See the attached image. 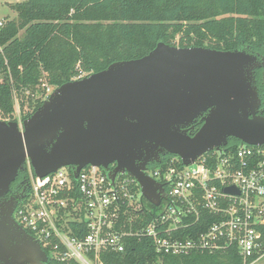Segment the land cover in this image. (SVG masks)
I'll return each instance as SVG.
<instances>
[{"label": "water", "instance_id": "water-1", "mask_svg": "<svg viewBox=\"0 0 264 264\" xmlns=\"http://www.w3.org/2000/svg\"><path fill=\"white\" fill-rule=\"evenodd\" d=\"M264 59L244 49L175 47L160 42L148 55L55 88L22 126L0 120V200L29 161L36 176L63 167L128 173L144 198L160 206L163 188L146 176L160 153L184 166L230 139L264 145V115L254 72ZM202 117L195 135L187 127ZM226 150V149H225ZM225 193L235 192L233 187ZM17 205L0 204V264H48L38 240L14 220Z\"/></svg>", "mask_w": 264, "mask_h": 264}, {"label": "built area", "instance_id": "built-area-1", "mask_svg": "<svg viewBox=\"0 0 264 264\" xmlns=\"http://www.w3.org/2000/svg\"><path fill=\"white\" fill-rule=\"evenodd\" d=\"M6 18L0 17V27ZM42 88L51 91L45 82ZM225 149L188 166L172 157L146 169L164 191L160 216L146 210L142 188L128 173H118L113 182L109 169L88 165L77 176L74 168L63 167L38 177L28 161L30 193L13 218L49 258L65 264H105V254H122L129 240L143 238L152 240L160 255H213L236 248L247 264L264 258V145ZM230 187L235 192L225 193ZM205 213L213 223L188 235L196 224L208 223Z\"/></svg>", "mask_w": 264, "mask_h": 264}, {"label": "trees", "instance_id": "trees-1", "mask_svg": "<svg viewBox=\"0 0 264 264\" xmlns=\"http://www.w3.org/2000/svg\"><path fill=\"white\" fill-rule=\"evenodd\" d=\"M10 7L15 16L0 27L3 120L13 117L16 101L22 111L32 108L24 112L23 121L29 118L46 99L43 82L58 88L115 62L140 59L160 42L177 47V35L181 48H242L264 58V0H24ZM213 39L216 44H205ZM35 94L42 98L35 101ZM240 143L232 139L227 147L234 151ZM172 157L176 156L168 158ZM203 220L209 221L196 224L188 235L206 231L214 221L207 213ZM260 230L264 235V227ZM103 260L105 264H245L236 248L213 255H160L149 238L131 239L124 253L105 254ZM48 264L65 263L49 258Z\"/></svg>", "mask_w": 264, "mask_h": 264}, {"label": "flooded vegetation", "instance_id": "flooded-vegetation-1", "mask_svg": "<svg viewBox=\"0 0 264 264\" xmlns=\"http://www.w3.org/2000/svg\"><path fill=\"white\" fill-rule=\"evenodd\" d=\"M249 54L252 55L253 53L249 52ZM256 57H258L260 61L264 59L261 56H256ZM254 77H255V82L253 83V86L256 87L258 95L261 99L262 105L260 111L262 115H264V68L256 69L254 72ZM201 126H202V117L197 119V121L192 125V127H194L193 129L187 127L189 134L192 136L195 135ZM230 140L228 141V144ZM168 157H170L169 154L166 153L159 154V159L161 160V162L163 160L169 159ZM155 164H156L155 162H151L148 164L147 168L151 169ZM115 167L116 164H113L109 167V170L113 171ZM29 193H30V183H29L27 168L25 167V170L19 172L15 181L11 184L8 194L0 200V204L12 202L17 206H19L29 196Z\"/></svg>", "mask_w": 264, "mask_h": 264}, {"label": "rangeland", "instance_id": "rangeland-1", "mask_svg": "<svg viewBox=\"0 0 264 264\" xmlns=\"http://www.w3.org/2000/svg\"><path fill=\"white\" fill-rule=\"evenodd\" d=\"M24 0H3L0 2L1 3H4L5 5L1 8V5H0V17H13L15 16L14 13L12 12V9H11V5H14L16 3H19V2H22ZM250 20V19H249ZM180 38H181V35H177L176 39L174 40V43L175 45L178 47L179 45V42H180ZM206 45H213V44H216L215 43V39L212 40V42H206L205 43ZM51 91L48 93L46 92V94L49 96L54 90L55 88L51 87L50 88ZM36 95V94H35ZM34 95V96H35ZM42 98V95L41 94H38L35 96L34 100L37 101L39 99ZM44 98H47V96H44ZM32 111V108H29L28 106L25 107V110L22 111L20 109V105H19V102L17 101L16 103V106H15V111H14V114H13V117H11L9 119V121H16L18 122L20 125H22L23 123V115H24V112L25 114H27L28 112ZM2 119V116L0 115V120ZM15 119V120H14ZM144 204V207L146 208L147 211L151 212L153 215H156V216H160L161 214H163L164 210H165V204L162 206V207H157V208H151L149 206V202L147 200H145L143 202ZM253 264H264V258H261L259 260H257L256 262H254Z\"/></svg>", "mask_w": 264, "mask_h": 264}]
</instances>
